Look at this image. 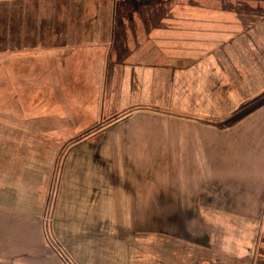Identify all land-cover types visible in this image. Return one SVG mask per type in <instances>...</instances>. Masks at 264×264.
Masks as SVG:
<instances>
[{"label":"crops","instance_id":"obj_1","mask_svg":"<svg viewBox=\"0 0 264 264\" xmlns=\"http://www.w3.org/2000/svg\"><path fill=\"white\" fill-rule=\"evenodd\" d=\"M8 1L0 23L21 21L0 29L11 263L65 264L59 248L75 264H264V0H171L135 42L115 36L117 0H98L112 9L94 24L68 0L37 23ZM14 76H42L34 104ZM102 104L126 115L100 124Z\"/></svg>","mask_w":264,"mask_h":264},{"label":"rangeland","instance_id":"obj_2","mask_svg":"<svg viewBox=\"0 0 264 264\" xmlns=\"http://www.w3.org/2000/svg\"><path fill=\"white\" fill-rule=\"evenodd\" d=\"M20 4H22L21 6V12H25L27 13H31V19L33 21H35L37 23V20L42 21L44 17V13H46L47 11L50 10H59L61 7V9H64L66 4L64 1L61 0H24L23 2H21L19 0ZM68 6L67 8L69 10L75 11L76 9L78 10H83L84 13V20L88 21L89 24H94L95 23V17H94V12L96 9H107L108 7H110L112 9V2L111 4L107 5V2L104 1H98V0H78V1H69L68 0ZM5 6H10L9 1L8 0H2L0 1V7L3 8ZM173 5V1L171 0H117L116 2V6H117V25L115 26L116 29V33L115 36L116 37H124V36H128V33L130 34V41L135 42L136 38L140 35L141 32L146 33L145 31L149 30L152 26H149L151 24V22L156 21L157 16L161 13V10L165 7V6H171ZM106 7V8H105ZM43 17V18H42ZM25 20H27V16H24ZM55 19V18H54ZM75 19V18H74ZM81 19V18H80ZM107 19V18H105ZM3 22L0 23V29L1 27L4 28V31L6 29L10 30V32L14 31L13 28V24L16 25H21V21L19 20L17 23H14V18H10L7 20H2ZM27 23V21H26ZM124 23L127 24L126 29H131L130 32H122L124 31ZM136 26V27H133ZM2 31V29H1ZM89 32H84L83 34L80 33L79 37L81 39H85L87 40V37L89 35ZM9 36L15 37V33L12 34H8ZM22 34H20L21 36ZM101 52L106 51V49H101ZM103 56V54H102ZM21 62L24 65V68H27V62L28 60H21ZM44 62L43 60L41 61H37V64H40ZM71 62L68 63V66H71ZM22 74V71H21ZM24 77V76H22ZM25 80L23 81L21 79V77L19 79L13 78V83L15 84L16 88L19 87V91L21 92V96H19L20 99V104H34L35 103V93L36 91L39 90V86L42 83V76H37L34 81L32 82L31 86L29 84V82H27V78L24 77ZM68 82L69 84L71 83V85L73 84L72 81H70V78L68 77ZM95 85V84H93ZM83 87V86H82ZM89 86H87V80H85V85H84V89L79 90L80 93L85 94V89L88 88ZM96 87V88H95ZM97 88L99 89V91H101V85L97 83L96 85L93 87H90L89 89H87L88 91L91 92L92 94V98H84L82 97V103L81 105V110L83 111V114L81 115L82 118L79 119V123L80 125H82L84 128L81 129V127L77 130V133L79 135L84 134V130L86 129L85 127H87L88 125H91V118L98 116V112L96 109V104H97ZM27 90H29L28 95L30 97H27V94H24V92H26ZM80 99V98H78ZM102 103H104L105 101L103 100V98H101ZM92 102V104H90ZM68 105L69 107H73L71 104L70 99L68 100ZM53 106H56L57 108L60 106L59 103H53ZM111 108V107H110ZM102 113H101V120H100V124L103 123V125H105L108 121V123H110L111 121L117 122L119 119L123 118L124 112L123 113H118V109H115V114L113 116H115L114 118H112V115L109 114V107L106 106L105 104H102ZM170 115V113H167ZM124 115V116H122ZM70 120H69V124L71 125L72 123V115L69 114ZM112 118V119H111ZM111 119V120H110ZM53 126L54 130H60L58 128L59 126V122H61L59 120V117H57V114L54 115L53 117ZM7 182H10V180H7ZM9 184V183H8ZM0 225H1V229H0V264H12L11 260H12V252H11V248H12V237L11 235H9L8 232V228L10 225V221L4 219L3 222L0 221ZM58 247V246H57ZM58 250H61L59 248H57ZM41 259V258H39ZM79 261L81 263H88L91 264L92 258H90V256H86L83 258H78ZM52 264V263H51ZM72 264H75L74 262H72Z\"/></svg>","mask_w":264,"mask_h":264},{"label":"trees","instance_id":"obj_3","mask_svg":"<svg viewBox=\"0 0 264 264\" xmlns=\"http://www.w3.org/2000/svg\"><path fill=\"white\" fill-rule=\"evenodd\" d=\"M260 103L261 104L264 103V96H263V98H261ZM230 121H233V120H230ZM56 252L61 256V258L63 259L65 264H72L71 259H69V257L65 254V252H63L62 250H58V249L56 250Z\"/></svg>","mask_w":264,"mask_h":264}]
</instances>
